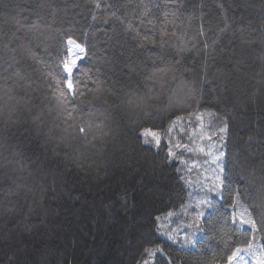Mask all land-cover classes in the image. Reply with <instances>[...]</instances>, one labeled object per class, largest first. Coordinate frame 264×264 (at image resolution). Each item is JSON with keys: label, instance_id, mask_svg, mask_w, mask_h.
Instances as JSON below:
<instances>
[{"label": "trees", "instance_id": "1", "mask_svg": "<svg viewBox=\"0 0 264 264\" xmlns=\"http://www.w3.org/2000/svg\"><path fill=\"white\" fill-rule=\"evenodd\" d=\"M68 37L86 49L70 118L52 79ZM221 135L209 193L215 164L175 144ZM206 194L218 223L193 250ZM242 208L255 232L233 231ZM225 231L264 249V0H0V264H224Z\"/></svg>", "mask_w": 264, "mask_h": 264}, {"label": "snow or ice", "instance_id": "2", "mask_svg": "<svg viewBox=\"0 0 264 264\" xmlns=\"http://www.w3.org/2000/svg\"><path fill=\"white\" fill-rule=\"evenodd\" d=\"M62 43L66 46L65 55L62 60L59 61V68L55 70V74L52 77L53 79V89L54 96L56 99V103L59 105H64L65 110L67 112L68 117H71V111L67 107L69 100H72L73 95H79V85L81 81L75 75L80 71L82 66L81 62L86 56V49L80 43L75 41L74 39L68 37L65 40H62ZM28 58L32 59L35 62H39L41 57L36 55L31 49L28 50ZM205 78H207V69L205 68ZM74 87L76 91L74 92ZM191 91V90H190ZM180 119V117H177ZM197 119H201V117H197ZM175 123V121H173ZM203 124H201V128ZM79 131L83 133L86 137L87 129L84 126H81ZM169 131H172V128H169ZM227 131V121L225 119V126L219 129V133L223 134ZM141 137H150V139H144L143 142L145 144H152L154 146H159L160 137L159 135L151 130L145 129L140 133ZM201 140L204 139V133L201 131L200 137ZM210 139V137H209ZM224 136H220V148L213 150L212 147H209L208 150H205V147L201 145H197L195 148H190L187 144H181L177 142L175 144L176 149H185L189 152H201L206 156L210 157L211 163L216 165V168L213 170L215 172V176L213 178V182L209 184H204V188L207 189L209 193L216 192L223 184V174L225 172V161L224 157L226 155L223 150L225 145L222 143ZM182 154V153H181ZM177 155L176 152L173 151V147L169 146L168 148V157L173 158ZM181 163H185L181 161ZM196 166L195 162L189 165V171L191 168ZM226 178V177H224ZM190 183V182H189ZM214 197L210 198L207 194L203 197L199 198L195 207L198 209L196 215L192 218L191 223L188 225L190 231L184 232L183 242L185 245L190 246L193 250L200 243V235L199 233L204 230L202 226V221L204 225L211 226L212 229H215L216 224L218 223V218L214 216V213L218 212L219 209L214 204ZM187 206H185L184 214L187 215L186 211ZM169 216H172L173 213L169 212ZM239 216V225L248 224L250 226V230L252 232L256 231V223L253 221L248 215V211L246 208H242V210L237 213ZM236 222V216L233 217V223ZM239 227L233 229V231H239ZM230 238V234L228 232H223L221 235V239L225 245V255L222 257L224 264H244L245 255L257 257L255 259V264H264V249H259L254 246L253 240L247 241H237L233 244H229L228 240ZM168 239L175 241V235H170ZM156 253H162L161 249H153L149 251V255H155ZM216 259L214 254L213 261ZM146 264V262H145Z\"/></svg>", "mask_w": 264, "mask_h": 264}, {"label": "rangeland", "instance_id": "3", "mask_svg": "<svg viewBox=\"0 0 264 264\" xmlns=\"http://www.w3.org/2000/svg\"><path fill=\"white\" fill-rule=\"evenodd\" d=\"M214 166L216 167V165H214ZM239 212L240 211H237V212L234 213V216H236V222H235V224L238 227L250 229V226L248 224L239 225V216L237 215V213H239ZM251 240H253L254 246L258 248V239L256 238L255 234H253ZM258 258H259V256H257V257L254 258L252 256L245 255V257H244V264H255V259H258Z\"/></svg>", "mask_w": 264, "mask_h": 264}]
</instances>
